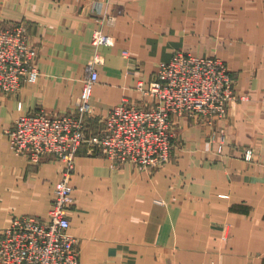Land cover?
Segmentation results:
<instances>
[{
  "label": "crops",
  "instance_id": "1",
  "mask_svg": "<svg viewBox=\"0 0 264 264\" xmlns=\"http://www.w3.org/2000/svg\"><path fill=\"white\" fill-rule=\"evenodd\" d=\"M107 14L113 26L101 24ZM17 23L38 49L39 77L0 94V228L16 217L45 218L63 167L15 155L6 129L39 108L74 111L101 29L113 45L97 49L90 132L123 99L140 103L138 85L146 88L178 51L222 60L246 99L216 125L221 152L206 142L210 128L192 119L179 121L172 158L157 171L81 149L68 210L81 264H264V0H0V24Z\"/></svg>",
  "mask_w": 264,
  "mask_h": 264
},
{
  "label": "built area",
  "instance_id": "2",
  "mask_svg": "<svg viewBox=\"0 0 264 264\" xmlns=\"http://www.w3.org/2000/svg\"><path fill=\"white\" fill-rule=\"evenodd\" d=\"M104 16L101 24L114 22ZM91 45L95 53L82 81V91L74 111L50 114L39 108L19 115L6 129L9 146L15 155L31 164L54 159L63 167L54 185L53 197L45 218L16 217L0 228V264H81L79 244L69 233L68 210L73 201L71 177L81 149L117 165L130 164L138 170L157 171L166 166L175 147V127L182 119L215 126L226 119L229 107L239 100L233 89L230 71L216 57L176 52L157 65L153 79L140 103L123 99L106 116L95 117L96 132H90V99L98 81L96 66L102 64L97 49L110 47L113 39L101 29L94 30ZM127 56V52L122 53ZM38 49L29 41L23 24H0V93L16 94L39 76ZM224 138L222 137L221 145ZM222 147L218 146L217 152ZM243 159L254 158L252 148H244Z\"/></svg>",
  "mask_w": 264,
  "mask_h": 264
},
{
  "label": "rangeland",
  "instance_id": "3",
  "mask_svg": "<svg viewBox=\"0 0 264 264\" xmlns=\"http://www.w3.org/2000/svg\"><path fill=\"white\" fill-rule=\"evenodd\" d=\"M107 1H109L110 3H113L114 1H118V0H107ZM108 3V2H107ZM107 16H111L110 14L108 15L107 14ZM103 18V17H102ZM114 23H115V21L112 23V24H110V26H113L114 25ZM2 25V24H1ZM28 35V34H27ZM178 52H183V51H178ZM176 53V52H175ZM174 53V54H175ZM173 54V55H174ZM172 55V56H173ZM171 56V57H172ZM197 56V55H196ZM203 57H215V56H203ZM217 58V57H216ZM37 62H38V57H37ZM232 76V75H231ZM39 77V76H38ZM232 81H233V77H232ZM233 89H234V81H233ZM234 91H235V89H234ZM235 93L238 95V93L235 91ZM1 95H4V96H9V95H7V94H4V93H0ZM242 96V95H241ZM246 98V97H245ZM233 105V104H232ZM230 108V107H229ZM21 115V114H20ZM222 121V120H221ZM13 123V122H12ZM197 124H202V125H205L202 121H198V122H196ZM217 125V124H216ZM216 125L213 127H211V126H209L207 123H206V127H208V128H210V130H211V132L209 131V135H208V137H207V139H206V142H208V143H215V145H216V151H217V149H218V146H221L222 147V149H223V147H224V145H225V141L223 142V145H221V140H222V137H223V135H222V132H221V130L220 129H218L217 127H216ZM176 134V133H175ZM177 137V136H176ZM246 148H251V147H246ZM165 167V166H164Z\"/></svg>",
  "mask_w": 264,
  "mask_h": 264
}]
</instances>
